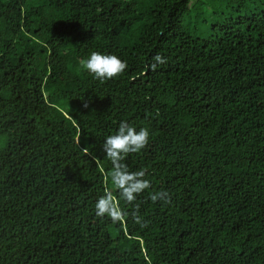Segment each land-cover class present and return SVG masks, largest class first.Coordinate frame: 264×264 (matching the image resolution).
Wrapping results in <instances>:
<instances>
[{"label": "trees", "instance_id": "16d2710c", "mask_svg": "<svg viewBox=\"0 0 264 264\" xmlns=\"http://www.w3.org/2000/svg\"><path fill=\"white\" fill-rule=\"evenodd\" d=\"M93 51L128 67L97 80ZM121 121L150 132L131 204ZM0 264H264V0H0Z\"/></svg>", "mask_w": 264, "mask_h": 264}, {"label": "clouds", "instance_id": "9594fccd", "mask_svg": "<svg viewBox=\"0 0 264 264\" xmlns=\"http://www.w3.org/2000/svg\"><path fill=\"white\" fill-rule=\"evenodd\" d=\"M153 60L156 62L151 65L153 70L157 63H166V59L160 54H157ZM81 66L97 80L105 81L124 73L128 64L115 54L93 51L87 59L81 60ZM149 141V129L141 127L137 131L129 122L121 121L116 133L107 136L103 144L106 157L113 166L109 174L111 183L119 191V197L130 204L136 200L138 194L151 187V182L145 178L146 170L130 171L123 161L129 153H139L145 149ZM83 151L88 154L87 148ZM150 199L153 202L171 203V197L166 191L152 193ZM95 214L98 217L108 216L113 222H117L123 220L127 213L119 206L117 196L106 189L104 195L95 203ZM136 219L138 223L141 222L139 217Z\"/></svg>", "mask_w": 264, "mask_h": 264}, {"label": "rangeland", "instance_id": "374dc122", "mask_svg": "<svg viewBox=\"0 0 264 264\" xmlns=\"http://www.w3.org/2000/svg\"><path fill=\"white\" fill-rule=\"evenodd\" d=\"M88 57H89L88 53H85V54L83 55V58H84V59H87ZM98 140H99V138L94 137L92 141H93V142H97Z\"/></svg>", "mask_w": 264, "mask_h": 264}]
</instances>
